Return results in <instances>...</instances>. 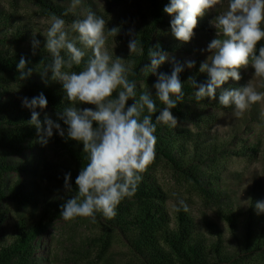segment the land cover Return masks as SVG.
Here are the masks:
<instances>
[{
    "label": "clouds",
    "instance_id": "1",
    "mask_svg": "<svg viewBox=\"0 0 264 264\" xmlns=\"http://www.w3.org/2000/svg\"><path fill=\"white\" fill-rule=\"evenodd\" d=\"M220 3L221 0H169L163 11L175 14L170 21L172 36L180 42H189L198 18ZM81 4L82 0H71L63 16ZM211 23L217 30V36L202 50L210 55L199 68L208 79L198 83L189 77L187 82L194 89L196 101L205 98L215 100L220 89L219 104L233 106L236 113L241 114L264 100V92L257 91L250 84L236 88H222V85L229 78L239 81V69L249 65L255 76L264 78V46L259 47L257 54V44L264 40V0H228L226 11L216 15ZM106 24L102 16L90 8L86 9L82 18L72 21L70 30L76 35L70 38L65 19L52 14L43 33L46 38L44 47L51 60L38 72L42 79L62 84L69 105L56 112V120L45 113L41 122V112L36 109L42 111L47 107L45 95L40 93L32 98H21L22 107L31 111L29 124L37 129L42 145H47L53 130L60 137L83 145L87 163L75 178V194L59 206V215L65 221L76 217L95 220L98 212L106 218H114L120 202L135 194L142 174L156 157L157 138L154 133L157 124L173 129L179 126L177 117L171 112L185 96L179 74L184 66L191 69L195 65L194 60L181 65L174 57L170 59L166 52L159 50V45L150 48V64L144 65L141 72L156 74L166 61L173 67L170 74L161 72L157 75L152 85L155 96L146 86L137 98V85L129 79L130 74H135L134 62L126 61L106 48L107 38L116 37L120 28L107 29L106 33ZM126 35L130 37L127 45L129 55H143V44L138 34L130 28ZM31 43L33 50L39 45L35 38ZM82 63L79 72L72 70ZM27 64L28 61L21 56L16 65L21 81L32 75L33 69ZM48 73H51L50 77ZM130 99L134 102L126 106ZM157 101L163 105L159 110ZM77 104L94 108L81 109ZM157 112L159 115L155 116L154 122L153 115ZM57 121H62L66 127ZM70 179L71 173L65 174L63 187L67 193L73 192ZM255 209L257 214L264 213V200L257 201ZM175 210L188 211L186 201L177 199Z\"/></svg>",
    "mask_w": 264,
    "mask_h": 264
},
{
    "label": "trees",
    "instance_id": "2",
    "mask_svg": "<svg viewBox=\"0 0 264 264\" xmlns=\"http://www.w3.org/2000/svg\"><path fill=\"white\" fill-rule=\"evenodd\" d=\"M30 1L50 17L55 14L66 21L75 19L71 12L63 16L67 8L52 0ZM106 1L123 3L126 0ZM168 3L169 0H143L141 4L136 5V26L133 30L143 44V55L133 53L128 55L127 61L134 62L133 72L135 74H130L129 79L135 81L137 85V98L146 86L155 96V89L152 85L156 82L157 75L161 72L170 74L173 67L172 63L165 62L156 70V74L141 72L144 65L150 64L148 57L150 48L154 49L156 45H159V50L163 52L174 49L172 44L164 42L160 37V31L170 28V21L175 15H169L163 11ZM11 20L13 21L11 15L0 9V264H43L42 260L35 255L37 240L49 229L53 221L61 217L59 206L75 194V178L87 160L85 159L86 154L83 153L82 143L62 138L53 130V136L49 140L70 160V165L59 176L55 175V172L52 173L62 188L58 195L40 199L33 191L34 185L26 183L23 179L11 181L6 178L13 171L17 174L25 172L34 177H44L42 160L35 162L32 166L10 161L11 155L22 154L27 147L31 146V141L39 140V137L35 126L29 124L31 111L22 107L18 100L7 95V84L20 83L33 96L43 93L48 101L47 106L52 110L53 120L57 119L56 112L69 105L62 84L59 82V85H56L58 83L47 78L42 79L38 72L45 63L51 60L44 45L39 43L35 50L33 48L23 50L20 46L27 41L28 35L23 33L20 27L11 31V38L2 34V28L7 27L12 22ZM207 28L206 23L198 21L194 30H207ZM125 29H122L124 31L119 38L128 43L130 37L126 33L130 28L126 31ZM12 42L16 45H9ZM261 46H264V40L258 42L257 54ZM61 54L64 55L63 52ZM21 56L28 61L27 67L33 69L32 75L23 81L19 79L16 69ZM82 67L83 63L80 66H74L72 70L79 72ZM189 77L195 78L198 83L208 79L206 73H201L197 69L193 72L181 71L179 74V79L184 83L185 96L182 103L171 109L172 114L178 119L179 126L173 129L162 123L157 124L154 133L157 138L156 157L152 165L160 159H166L172 163L187 175L198 193L207 204L211 205L215 203V200L212 199L211 190L207 188L208 178L202 177L201 166L197 164V162H202V164L205 162L198 160L196 153L200 149L197 145L199 138L196 135L198 134L179 124L180 121L188 118L187 103L196 101L193 96L194 89L187 82ZM133 102L130 99L126 106H130ZM162 107L163 105L157 101L158 110ZM156 115H159V112L153 115L154 122ZM43 118L44 114L41 112V122ZM57 122L61 123L62 127H66L62 121ZM191 146H194V153L189 157ZM250 151L254 153L256 149L253 147ZM192 157L195 159L190 160ZM152 165H149L142 174V180L135 194L120 202L114 218H106L101 213H96L108 228L118 229L128 247L143 264H264L257 263V258L264 257V223L256 217L255 212L248 213L241 227L242 232L237 235L238 217L232 211H223L218 207V213L226 221L231 234L238 238L235 248L229 249L222 232L210 221H205V226L215 240L211 237L207 238L206 234L198 229V224L189 211L174 210V215H170L166 204V193L155 181L152 175ZM67 173H71L70 183L73 186V192L69 193L63 187L64 176ZM6 201L17 207L38 206L42 210V218L29 226L23 219H20L10 241L4 239L2 235V226L9 212L4 206Z\"/></svg>",
    "mask_w": 264,
    "mask_h": 264
},
{
    "label": "rangeland",
    "instance_id": "3",
    "mask_svg": "<svg viewBox=\"0 0 264 264\" xmlns=\"http://www.w3.org/2000/svg\"><path fill=\"white\" fill-rule=\"evenodd\" d=\"M52 1L67 9L71 4V0ZM142 2L143 0H126L123 3L82 0V4L71 13L74 14L75 19L82 18L85 10L90 8L105 19L106 33L107 29L119 27L120 32L116 37L107 38L106 48L110 53L114 52L127 61L128 43L119 38V35L124 31L122 29L126 28V31L136 26V5ZM227 4L228 0H221L214 9L200 17L199 23H206L208 28L194 30L193 37L187 43L176 40L170 28L160 31V37L164 42L174 47L165 51L170 59L174 57L181 65L188 60L195 61L194 67L189 69L184 66L183 71L193 72L196 69L199 71L201 63L210 55L209 52L202 50H205L208 43L217 36V30L211 21L216 15L226 11ZM0 9L10 14L13 19L7 27L2 28V34L11 38V31L20 27L23 33L28 35L27 41L20 46L23 50L32 48L33 38L45 45L46 38L43 33L48 27L50 16L44 14L40 7L30 0H0ZM71 23L72 21H66L70 38L76 35L70 30ZM9 45L15 46L16 43L12 42ZM239 73L241 76L239 81L229 78L222 88H236L250 84L257 91L264 92V78L255 76L251 65L240 68ZM50 76L51 73H48V77ZM52 82L59 85L58 81ZM7 85V95L18 100L19 104L22 97H34L20 83ZM219 91L220 89L217 90L215 100L205 98L201 101L188 102V118L179 123L180 126L198 134L197 145L200 149L196 153L198 160L205 162L204 164L197 162V164L201 166L202 177L208 178L207 188L211 190L215 203L207 204L187 175L166 159H160L154 165H150L153 166L152 175L155 181L166 193V204L170 215H174L177 199H184L190 215L198 224V229L206 234L207 238L211 237L215 240L205 226V221H210L222 232L229 249H234L238 238L231 234L226 221L218 213V207L223 211H232L238 217L237 235L241 234L243 222L252 211L261 219V223H264V213L257 214L255 209V203L264 200V100L237 114L233 106L224 107L219 104ZM76 106L81 109L94 108L87 104ZM37 110L52 116V110L48 106L42 111ZM253 147L256 149L254 153L250 151ZM193 153L194 146H191L189 157ZM193 159L195 158H190ZM41 160L44 163V177H34L25 172L17 174L13 171L6 178L11 181L23 179L26 183L34 185L33 191L40 199L56 197L62 188L52 173L55 172V175L59 176L70 165V160L51 140L47 145H42L39 140H32L31 146L22 154L10 156V161L13 163H25L29 166ZM4 206L9 212L2 226V235L8 241L12 239L20 219L29 226L42 218V210L38 206L17 207L7 201ZM35 255L43 264H143L128 247L118 229L108 228L97 215L95 220L91 217H76L69 221H65L62 217L56 219L37 240ZM257 263H264V257L257 258Z\"/></svg>",
    "mask_w": 264,
    "mask_h": 264
}]
</instances>
